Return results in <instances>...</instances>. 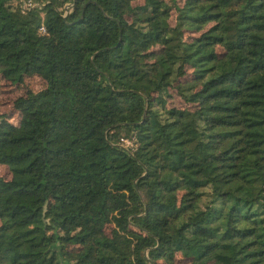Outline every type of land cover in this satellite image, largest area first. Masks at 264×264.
<instances>
[{
	"label": "trees",
	"instance_id": "trees-1",
	"mask_svg": "<svg viewBox=\"0 0 264 264\" xmlns=\"http://www.w3.org/2000/svg\"><path fill=\"white\" fill-rule=\"evenodd\" d=\"M23 1L0 79L44 85L0 113V264H264V0Z\"/></svg>",
	"mask_w": 264,
	"mask_h": 264
},
{
	"label": "rangeland",
	"instance_id": "rangeland-1",
	"mask_svg": "<svg viewBox=\"0 0 264 264\" xmlns=\"http://www.w3.org/2000/svg\"><path fill=\"white\" fill-rule=\"evenodd\" d=\"M66 3H68V1ZM66 3L65 5H69ZM70 9L71 8H68L67 10L70 11ZM171 21L173 22L174 20L171 19ZM43 85H44V81L38 75H27L20 83H10L7 80L0 79V113H3V115L11 122L17 123L19 121L20 115L19 112L13 107V103H12L13 99L16 96L23 94L27 89H38ZM170 90L172 92V95L168 97L167 106L168 105H176L178 107L185 106V103L182 100H180V98L176 95L174 89L170 88ZM119 143L124 144L126 147L130 149H133V147L135 146L134 139L125 136L120 137ZM0 175L6 177L9 176V170L5 164H0ZM183 260L185 261L184 258H182L180 261ZM177 262H179V259Z\"/></svg>",
	"mask_w": 264,
	"mask_h": 264
},
{
	"label": "built area",
	"instance_id": "built-area-1",
	"mask_svg": "<svg viewBox=\"0 0 264 264\" xmlns=\"http://www.w3.org/2000/svg\"><path fill=\"white\" fill-rule=\"evenodd\" d=\"M34 4H36V2H34V1H32V0H24L23 1V7H28V6H31V5H34ZM71 5V4H70ZM69 5H67V7H68ZM40 30H42V31H45V27H44V25L42 24L41 26H40ZM124 145V144H123ZM125 146V145H124Z\"/></svg>",
	"mask_w": 264,
	"mask_h": 264
},
{
	"label": "water",
	"instance_id": "water-1",
	"mask_svg": "<svg viewBox=\"0 0 264 264\" xmlns=\"http://www.w3.org/2000/svg\"><path fill=\"white\" fill-rule=\"evenodd\" d=\"M72 3H73V0H70V1H68V3H66V4H69V5H70V4H72ZM84 6H85V5H84ZM67 9H68V7H67V5H65V6H64V10H63V17H64V18H66L67 14H68V12H69ZM82 12H83V9H82ZM81 15H82V13H81Z\"/></svg>",
	"mask_w": 264,
	"mask_h": 264
}]
</instances>
